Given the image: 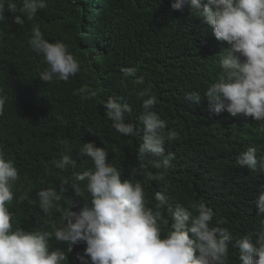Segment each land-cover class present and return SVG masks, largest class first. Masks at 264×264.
Listing matches in <instances>:
<instances>
[{"label":"trees","instance_id":"obj_1","mask_svg":"<svg viewBox=\"0 0 264 264\" xmlns=\"http://www.w3.org/2000/svg\"><path fill=\"white\" fill-rule=\"evenodd\" d=\"M172 0H47L48 7L39 10L23 26L13 22L6 12L0 23V96L5 97L4 114L0 116V148L11 158L20 179L14 186V199L9 205L14 227L26 231H52L60 224L59 213L45 214L39 207L36 192L42 188H59L61 178L68 184L60 205L73 201L72 211L79 212L88 199L84 183L78 182L81 195L72 188L73 172L91 169V159L80 153L84 142H92L107 151V162L122 172V179L140 182L149 207L154 206V193H163L169 205L188 207L203 200L213 209L216 221L232 233L228 264H240L234 241L246 233H257L260 219L252 203L259 191L260 179L238 167L241 149L230 144L226 132L242 129L235 119L210 113L206 89L215 82L222 51L212 30L188 5L172 10ZM17 15L19 13H16ZM39 26L49 42H64L81 63V71L68 82L45 83L38 73L46 64L29 46L31 28ZM136 67V78L121 83L122 69ZM87 85L98 95L82 99L75 94ZM150 88L157 97L154 111L166 122L178 139L167 142V152L175 154L164 181H148L145 176H130L138 165L137 149L142 134L125 137L119 134L106 117L103 102L120 97L131 106L126 121L137 130L142 128L138 117L142 101L135 92ZM191 92L201 94L194 105L185 99ZM91 132H90V131ZM67 141L76 168L61 171L52 165L65 151ZM151 172L160 170L149 169ZM28 191L31 199L19 202L16 197ZM167 216V212H165ZM170 220V217H169ZM166 231L168 226H162ZM52 247L66 252L67 264H80L84 243L67 246L50 241Z\"/></svg>","mask_w":264,"mask_h":264},{"label":"clouds","instance_id":"obj_2","mask_svg":"<svg viewBox=\"0 0 264 264\" xmlns=\"http://www.w3.org/2000/svg\"><path fill=\"white\" fill-rule=\"evenodd\" d=\"M185 5L194 17L212 30V39L222 51L219 53V71L215 82L206 89L203 99L210 113L221 118L235 119L242 129L226 132V140L241 149L236 159L238 167L247 168L248 174L259 177V191L252 203L257 216L264 213V0H172V10L180 11ZM48 7L47 0H0V23L5 13L13 15V22L23 26L39 10ZM16 13H19L18 15ZM30 48L47 65L38 76L42 82H68L81 71V63L62 41L49 42L39 26L31 28ZM137 68L122 69L121 83L136 78ZM142 84V78L135 79ZM82 99H92L98 92L87 85L76 90ZM142 103L138 117L142 128L137 130L125 122L131 106L120 97L103 102L104 113L112 127L122 136L142 134L138 145V165L131 168L130 176H145L148 181H164L165 172L172 167L175 154L167 152V142L178 139L168 130L166 122L153 110L157 97L150 88L135 92ZM185 99L198 105L199 92H191ZM5 97L0 96V116L4 114ZM90 131V130H89ZM91 132V131H90ZM65 151L52 165L61 171L76 168L67 141H61ZM80 153L91 159L93 167L73 172L72 188L81 195L78 182L84 183L88 199L79 212L72 211L73 201L61 206V195L68 184L61 178L59 188H42L36 192L39 207L47 215L59 213L60 224L52 231H26L14 227L9 205L14 199V186L20 179L18 167L6 158L0 148V264H67L66 252L52 247L50 241L67 246L84 243L83 254H77L80 264H228L232 233L219 226L215 213L203 200L193 201L188 207L169 205L161 192L154 193L155 204L149 207L144 187L140 182L122 179V172L107 162L108 151L84 142ZM149 169L160 171L151 172ZM19 202L34 203L28 191L19 194ZM167 212V216H165ZM170 217V220H169ZM162 226H168L165 231ZM240 264H264V218L260 229L237 237Z\"/></svg>","mask_w":264,"mask_h":264}]
</instances>
